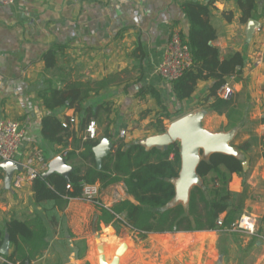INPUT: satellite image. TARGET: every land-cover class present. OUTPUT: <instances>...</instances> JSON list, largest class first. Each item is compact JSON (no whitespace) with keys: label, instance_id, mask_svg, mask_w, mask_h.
Returning a JSON list of instances; mask_svg holds the SVG:
<instances>
[{"label":"crops","instance_id":"1","mask_svg":"<svg viewBox=\"0 0 264 264\" xmlns=\"http://www.w3.org/2000/svg\"><path fill=\"white\" fill-rule=\"evenodd\" d=\"M210 1L15 0L10 6L0 4V121H15L24 132L16 153L17 162H24L38 151L49 163L62 151L72 149L71 140L65 147L45 145L40 134L45 116H55L62 122L64 118L74 117L72 110L49 112L41 103L40 94L48 87L45 82L60 87L57 76L63 75L90 81L116 78L99 98L92 99L108 104V112L100 110L99 120L93 123L95 139L99 143L108 139L112 150L119 141L140 143L150 149L146 143L162 135L153 127L154 116L160 111L157 102L148 93L138 95L141 89H151L170 113H179L171 121L163 120L165 132L169 128L167 123L171 125L179 118L203 112L201 127L212 135L228 136L235 156L246 165L245 175L230 176L227 189L240 194L243 183L246 184L240 217L247 218L245 226L248 224L252 233L215 229L143 234L129 229L122 216L94 231L89 226L93 207L77 201L71 202L60 214L61 224L53 227L33 204L31 183L13 192L10 184L4 185L2 170L0 231L12 219L28 222L35 216L42 217L46 227L47 249L31 264H100L99 247L105 261L110 263L123 244L126 248L119 264H264V0H256L258 11L250 21L257 26L250 38L247 37L248 22H240L235 2L215 0L211 7L212 24L217 31L212 45L220 59L233 53L244 59L239 74L227 79L234 90L227 108L221 111L213 108L214 98L208 96L212 81L198 82L191 98L179 103L171 84L156 73L171 32H187L181 6L188 2L206 5ZM226 11L234 13L231 21L222 17ZM57 48L62 50L57 67L47 70L43 54ZM260 55L263 63L253 69L252 62ZM72 128L78 138L87 139V128L79 133L78 120ZM106 130L111 138L105 137ZM201 156L206 159L209 155ZM213 177L209 175L207 181ZM121 184L102 190L105 206L113 204L115 192L123 200H129ZM200 184L201 181L195 186ZM188 199L189 196L185 200L176 193L173 204L186 206ZM224 217L222 214L220 219ZM3 260L0 255V264Z\"/></svg>","mask_w":264,"mask_h":264},{"label":"trees","instance_id":"2","mask_svg":"<svg viewBox=\"0 0 264 264\" xmlns=\"http://www.w3.org/2000/svg\"><path fill=\"white\" fill-rule=\"evenodd\" d=\"M215 0L206 5L188 2L181 6L187 20V32H179V36L189 50L191 64L183 74L171 82L175 100L183 103L191 98L198 82L212 81L208 96L214 98L213 108L221 111L228 107L229 100L219 98L218 91L227 83L230 76L238 75L244 64L243 57L238 53L230 54L221 60L218 50L212 45L217 37V31L212 24L211 7ZM235 2L240 14V22L246 24L257 14L256 0H231ZM225 21L234 17L232 11L222 13ZM62 50L50 49L43 54L47 70L57 67L59 53ZM60 71V70H59ZM62 73V71H60ZM81 77V76H80ZM60 87L45 82L46 87L40 94L44 109L49 112L57 110H72L79 122V133H82L91 122L99 120L98 113L108 112L107 105L100 103L101 92L109 89L116 78L101 81L71 79L68 76H57ZM141 89L139 96L150 94L160 109L154 116L153 127L160 134L165 133L163 120H171L178 112L170 113L168 108L160 103L159 95L151 89ZM68 119L64 118L63 120ZM72 127L63 128L62 121L55 116H45L41 121V137L45 145H63L71 140L72 149L67 150L65 161L71 168L68 179L53 173L46 178L42 175L31 182L33 204L43 214L50 226H59L61 216L71 202H82V185H99L101 190L123 183L130 200H120L110 207L90 204L93 216H90L89 226L99 231L101 226H108L117 216L124 218L129 229L143 233H176L193 231H232L243 212L247 187L243 183V192L232 193L227 189L232 174L245 175L243 160L236 156L222 153L210 154L202 159L196 169L201 184L193 187L189 193L186 206L173 204L176 197L174 181L180 171V146L173 143L166 149L152 147L146 149L140 143L126 144L119 141L115 148L101 160L100 167L95 161L94 149L99 141L78 138ZM105 137L111 138L108 130ZM209 175H214L210 182ZM86 203V202H83ZM222 214V227L217 228L216 221ZM238 232V231H233ZM46 227L42 217L35 216L33 220L21 222L10 220L0 231V246L7 237L11 252L3 256V264H31L36 256L47 249L45 241ZM124 252L120 255V258Z\"/></svg>","mask_w":264,"mask_h":264},{"label":"water","instance_id":"3","mask_svg":"<svg viewBox=\"0 0 264 264\" xmlns=\"http://www.w3.org/2000/svg\"><path fill=\"white\" fill-rule=\"evenodd\" d=\"M257 26L256 22H248L247 37L250 38L254 28ZM203 112L192 115H187L171 123L167 131L160 135L153 137L148 143L149 147L166 149L169 145L178 142L180 146V171L178 178L175 180V191L180 198L187 200L190 190L196 184H199V178L196 173L197 166L202 160L200 156L210 155L213 153H222L235 156V151L231 148L228 141V136L212 135L201 127V120ZM112 150V145L108 139H104L94 149L95 161L100 167L101 160L107 156ZM243 167L246 165L243 163ZM1 170L4 171V185L9 186L11 177L14 171L21 170V166L13 162H5L1 165ZM71 168L66 164L65 159L57 157L51 160L48 164L46 172L42 174L43 178L56 173L68 179ZM125 193L127 189L122 183ZM111 187L109 189L111 190ZM128 195V194H127ZM131 202L136 203L132 197L129 196ZM10 242L5 237L1 247L0 255L7 256ZM125 244L121 245L116 251L110 263L105 261L102 254V247H99V263L100 264H118L120 255L125 251Z\"/></svg>","mask_w":264,"mask_h":264},{"label":"built area","instance_id":"4","mask_svg":"<svg viewBox=\"0 0 264 264\" xmlns=\"http://www.w3.org/2000/svg\"><path fill=\"white\" fill-rule=\"evenodd\" d=\"M15 0H0V4L3 6H10L14 4ZM263 63V57L260 55L252 62V68L257 69ZM191 60L189 50L185 46L179 36V31L173 30L171 32L170 40L166 47V51L163 58L156 69L157 75H159L165 82L171 83L178 79L183 72L190 66ZM234 94L233 88L228 84H224L218 91V96L224 100H230ZM77 123V118L68 117L62 122L63 128L73 127ZM24 132L19 127V124L11 120L0 121V172L1 165L5 162L17 163L21 166V170L14 171L11 177L10 185L12 190H19L25 183H31L35 178L41 176L46 172L48 168V162L45 161L38 151H35L24 162L16 161V153L20 147L23 139ZM124 132L120 134L122 137ZM86 138L95 139V125L93 122L89 124L86 129ZM67 151L64 150L58 156L65 158ZM101 192L98 185H82V202L95 203L104 205L101 201ZM123 200L121 194L115 192L113 195V203ZM105 206V205H104ZM107 207V206H106ZM247 222L246 217H240L236 223V227L232 231H247L252 233L253 230L248 226H245ZM217 228L222 227V219L216 221ZM3 262H6L3 260Z\"/></svg>","mask_w":264,"mask_h":264},{"label":"rangeland","instance_id":"5","mask_svg":"<svg viewBox=\"0 0 264 264\" xmlns=\"http://www.w3.org/2000/svg\"><path fill=\"white\" fill-rule=\"evenodd\" d=\"M170 121H171V120H170ZM169 126H170V123H167V127H169ZM200 158H203V157L200 156ZM103 193H104V192H103ZM110 195H111V194H110ZM110 195H109V196H110ZM104 198H105V197L102 196V197H101V201H103V204H106V201H104ZM108 256L111 257V254H108Z\"/></svg>","mask_w":264,"mask_h":264},{"label":"bare ground","instance_id":"6","mask_svg":"<svg viewBox=\"0 0 264 264\" xmlns=\"http://www.w3.org/2000/svg\"><path fill=\"white\" fill-rule=\"evenodd\" d=\"M119 259H120V257H119ZM119 264V263H118Z\"/></svg>","mask_w":264,"mask_h":264}]
</instances>
